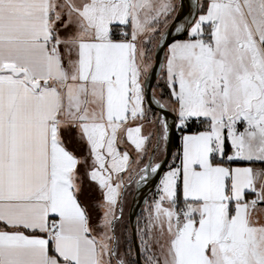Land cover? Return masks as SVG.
Wrapping results in <instances>:
<instances>
[{
    "label": "snow or ice",
    "instance_id": "1",
    "mask_svg": "<svg viewBox=\"0 0 264 264\" xmlns=\"http://www.w3.org/2000/svg\"><path fill=\"white\" fill-rule=\"evenodd\" d=\"M0 264H264V0H0Z\"/></svg>",
    "mask_w": 264,
    "mask_h": 264
},
{
    "label": "water",
    "instance_id": "2",
    "mask_svg": "<svg viewBox=\"0 0 264 264\" xmlns=\"http://www.w3.org/2000/svg\"><path fill=\"white\" fill-rule=\"evenodd\" d=\"M145 192H147V189L145 190ZM134 196H135V193L133 194V197ZM133 197H132L130 208L128 211V217L130 213L134 216L135 214H138L140 212L141 204L140 202L134 200Z\"/></svg>",
    "mask_w": 264,
    "mask_h": 264
},
{
    "label": "rangeland",
    "instance_id": "3",
    "mask_svg": "<svg viewBox=\"0 0 264 264\" xmlns=\"http://www.w3.org/2000/svg\"><path fill=\"white\" fill-rule=\"evenodd\" d=\"M132 197H133V195H129L128 196L127 203L125 205V219L127 217V214H128L129 208H130V204H131Z\"/></svg>",
    "mask_w": 264,
    "mask_h": 264
},
{
    "label": "trees",
    "instance_id": "4",
    "mask_svg": "<svg viewBox=\"0 0 264 264\" xmlns=\"http://www.w3.org/2000/svg\"><path fill=\"white\" fill-rule=\"evenodd\" d=\"M134 193L130 194V195H133ZM132 200V199H131ZM128 219V214H127V217H126V220Z\"/></svg>",
    "mask_w": 264,
    "mask_h": 264
}]
</instances>
